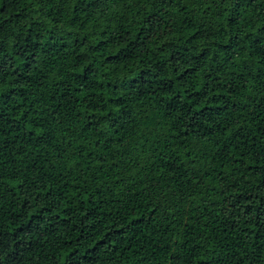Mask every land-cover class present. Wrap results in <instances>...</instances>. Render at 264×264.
Instances as JSON below:
<instances>
[{"label":"trees","instance_id":"16d2710c","mask_svg":"<svg viewBox=\"0 0 264 264\" xmlns=\"http://www.w3.org/2000/svg\"><path fill=\"white\" fill-rule=\"evenodd\" d=\"M0 264H264V0H0Z\"/></svg>","mask_w":264,"mask_h":264}]
</instances>
